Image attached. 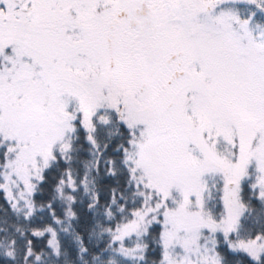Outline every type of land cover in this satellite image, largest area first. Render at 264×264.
Listing matches in <instances>:
<instances>
[{"label": "snow or ice", "instance_id": "6c2138e0", "mask_svg": "<svg viewBox=\"0 0 264 264\" xmlns=\"http://www.w3.org/2000/svg\"><path fill=\"white\" fill-rule=\"evenodd\" d=\"M0 264H264V0H0Z\"/></svg>", "mask_w": 264, "mask_h": 264}]
</instances>
